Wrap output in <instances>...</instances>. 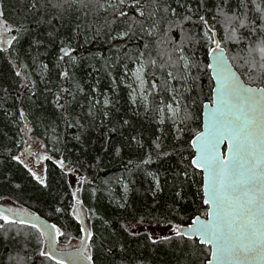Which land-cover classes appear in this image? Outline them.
<instances>
[{
    "label": "snow or ice",
    "instance_id": "obj_1",
    "mask_svg": "<svg viewBox=\"0 0 264 264\" xmlns=\"http://www.w3.org/2000/svg\"><path fill=\"white\" fill-rule=\"evenodd\" d=\"M20 4L11 17L6 15L5 0H0V53L20 79L17 97L22 91L29 94V101L43 96L51 110L43 103L34 104L33 111L17 109L19 119L13 123L20 133L18 146L26 147L11 158L48 187L47 176L37 175L21 158L27 153L37 160H52L51 155L34 151L40 137L46 140L51 132L61 143L57 129L62 124L65 130L77 129L74 139L82 142L90 128L112 122L119 99L102 92L98 78L86 91L75 76L81 58L73 55L77 49L72 41L103 35L112 56L100 59L112 93L119 97L123 86L132 115L149 117L159 133L147 141L143 134L126 138L128 147L134 144L144 153L134 167L168 165L163 174L145 168L151 207L166 206L167 212L151 218L133 215L120 224L122 231L144 236L154 246L176 244L187 252L188 264H264V0H20ZM24 40L26 47L21 45ZM53 47L58 48L56 83L49 64L41 59ZM130 123L123 118L107 131L115 133L116 124L124 128ZM38 128L43 132L37 133ZM110 146L116 155L123 151ZM56 163L66 175H76L78 183L86 179L65 159ZM165 185L172 190V200L161 205L157 194ZM80 191L77 187L71 193L67 213L63 207L47 213L66 215L68 223L59 219L50 223L15 202L0 204V239L10 241L15 251L8 264H108L116 246L98 235L94 221L99 217L94 210L84 211ZM129 191L125 184L124 202L118 207H126ZM119 248L123 251L124 245Z\"/></svg>",
    "mask_w": 264,
    "mask_h": 264
},
{
    "label": "trees",
    "instance_id": "obj_2",
    "mask_svg": "<svg viewBox=\"0 0 264 264\" xmlns=\"http://www.w3.org/2000/svg\"><path fill=\"white\" fill-rule=\"evenodd\" d=\"M5 6L6 15L15 17L16 9L21 7L20 0H5ZM21 45L26 47L27 41H22ZM72 47L77 49L73 55L81 58L79 67L75 69L76 78L85 85L86 91L88 85L95 84L98 78L101 91L113 99H119L117 105L119 111L113 110V120L111 123L106 121L105 127L90 128L82 137V142L74 139L79 135L77 129L65 130L62 124L57 129L61 143L55 142L51 132L48 133L46 140L43 136L40 137V141L48 144V148L45 149L47 154L52 156V160L46 161L48 187H44L31 176L27 168L11 158L18 155L23 148L18 146L20 133L13 121L19 119L17 109L21 106L26 111H33L34 104L43 103L49 110L51 106L43 96L29 101V94L22 90L21 97H17L20 79L15 77V69L5 59V54L0 53V197L6 198L0 199V203L15 202L17 206L26 207L51 223H56L58 219L60 223H68L66 215L61 218L59 214L47 213L55 207H63L67 213L69 202L73 199L71 193L79 187L81 191L78 195L83 200L84 211L94 210L95 215L102 218L94 221L98 235L102 234L107 242L116 246V253L108 258V264H188L190 258L187 252L182 251L176 244L154 246L144 236L132 237L120 228V224L127 223L133 215L145 214L151 218L152 215L162 216L167 212L166 206L152 209L154 201L149 192L151 181L145 176V168L148 171L159 169L163 174L168 165L157 162L139 169L134 167L144 153L134 144L128 147L126 138L143 134L147 141L159 133L157 125L149 117L132 115V106L128 102L127 91L123 86L119 97L112 93V85L104 69V62L100 59L101 55L112 56L106 37L100 35L93 38L91 34L86 38L77 37L72 41ZM41 51L43 52V49ZM57 55L58 48L53 47L47 55L41 56V59L49 64L50 78L54 83L57 82L58 73V69L54 67ZM118 72L119 69L113 74L116 75ZM204 83L206 85L207 81ZM38 87L42 89L44 84L38 83ZM5 88L8 89L7 94L4 92ZM8 113L15 115L9 116ZM123 118L131 121L129 126L120 128L119 124H116L117 132L107 131ZM29 119L32 120V116H29ZM42 132V128L37 129V133ZM107 137L111 139L108 140ZM165 143H170V140ZM110 145L120 146L123 151L116 155L114 147ZM62 158L69 167L78 168L80 176L86 179L78 183L76 175H66L56 163ZM69 161L72 163L69 164ZM129 161L133 164H129ZM172 163L174 164L175 160ZM17 184L20 185L19 188L16 187ZM125 184H128L130 191L126 197L127 205L122 209L118 207V203L124 202ZM164 187L165 190L157 194L161 205L172 200V190L167 185ZM120 245H124L123 251H120ZM9 255H15L14 247L10 241L0 239V264H8Z\"/></svg>",
    "mask_w": 264,
    "mask_h": 264
},
{
    "label": "rangeland",
    "instance_id": "obj_3",
    "mask_svg": "<svg viewBox=\"0 0 264 264\" xmlns=\"http://www.w3.org/2000/svg\"><path fill=\"white\" fill-rule=\"evenodd\" d=\"M24 147H26V146H23V148L20 152L24 151ZM33 148H34L35 152H43V153L47 154V151L43 148V145L40 142V140H38L34 144ZM21 158L26 160L28 167L32 168V170L35 171L37 173V175H46V160H42V159L37 160L35 155L29 156L27 153H25V155L22 156ZM5 202L6 203H3L4 206H9L10 204L13 203V202H8V201H5ZM0 204H2V203H0ZM160 234H163V233H160Z\"/></svg>",
    "mask_w": 264,
    "mask_h": 264
},
{
    "label": "water",
    "instance_id": "obj_4",
    "mask_svg": "<svg viewBox=\"0 0 264 264\" xmlns=\"http://www.w3.org/2000/svg\"><path fill=\"white\" fill-rule=\"evenodd\" d=\"M44 218V217H43ZM46 219V218H45ZM49 221V220H48ZM50 222V221H49ZM51 223V222H50Z\"/></svg>",
    "mask_w": 264,
    "mask_h": 264
}]
</instances>
